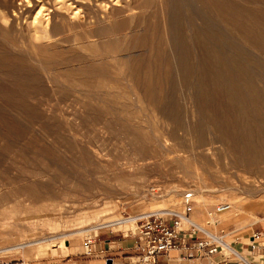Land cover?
<instances>
[{
    "label": "rangeland",
    "instance_id": "rangeland-1",
    "mask_svg": "<svg viewBox=\"0 0 264 264\" xmlns=\"http://www.w3.org/2000/svg\"><path fill=\"white\" fill-rule=\"evenodd\" d=\"M124 1L0 0V264H102L188 191L231 244L264 214V0Z\"/></svg>",
    "mask_w": 264,
    "mask_h": 264
},
{
    "label": "built area",
    "instance_id": "built-area-1",
    "mask_svg": "<svg viewBox=\"0 0 264 264\" xmlns=\"http://www.w3.org/2000/svg\"><path fill=\"white\" fill-rule=\"evenodd\" d=\"M182 204L183 210L171 212L168 218L157 212L132 216L136 227V231L132 233L136 241L135 248L142 252L137 256L138 264H154L156 255L167 254L176 249H182L188 258L209 257L225 246L231 248L230 252L225 254L226 258L233 255L241 262L250 264L240 251L224 241L222 235L209 232L190 217L195 205L192 192L188 191L182 195ZM225 208L226 205L222 203L217 205L215 210L221 212ZM93 243L91 238L85 239V254H90L93 250ZM244 245L250 250H264V242L258 240L257 234H253ZM108 261L112 263V260L107 258L105 264Z\"/></svg>",
    "mask_w": 264,
    "mask_h": 264
},
{
    "label": "crops",
    "instance_id": "crops-1",
    "mask_svg": "<svg viewBox=\"0 0 264 264\" xmlns=\"http://www.w3.org/2000/svg\"><path fill=\"white\" fill-rule=\"evenodd\" d=\"M241 229V228H238ZM253 234L258 235V240L264 242V214L258 216V219L253 221L249 226L244 228L238 233V235L233 240L231 244L235 249L240 251L250 264H264V250H250L245 247L242 238H251ZM125 234L117 235L112 238L104 237L102 240V245L99 244L97 250L100 253H94L93 255L97 257V262H102L105 264V260L110 258L112 260L111 264H123L128 262V259L142 253L140 250L135 248L136 241L133 235L130 238H126ZM231 243V242H230ZM246 252V253H245ZM124 260V261H123ZM92 259L86 257H78L76 259H67L61 264H91ZM131 262V261H130ZM154 264H245L241 262L237 257L231 255L228 258L222 250L214 253L213 255L199 258H188L185 256L182 249H176L170 251L167 254H158L155 256Z\"/></svg>",
    "mask_w": 264,
    "mask_h": 264
},
{
    "label": "bare ground",
    "instance_id": "bare-ground-1",
    "mask_svg": "<svg viewBox=\"0 0 264 264\" xmlns=\"http://www.w3.org/2000/svg\"><path fill=\"white\" fill-rule=\"evenodd\" d=\"M115 2V3H117V4H121V5H124V6H128L129 5V2H127V1H124V0H94V2H99V3H103L105 6H108L109 5V2ZM68 3V2H67ZM27 5H29V4H27ZM72 5H73V3H72ZM41 7H43V6H41ZM45 7V6H44ZM75 8L74 9H76V11H81L82 9V5H80L79 3L78 4H76L75 6H74ZM40 14V13H39ZM19 15V14H18ZM87 19L88 18H84V21L85 22H87ZM36 20V19H35ZM103 21V20H102ZM18 22V21H17ZM70 32H72V31H70ZM91 36V35H90ZM96 36V35H95ZM61 37V36H60ZM97 37V36H96ZM77 38V37H76ZM221 44V43H220ZM65 48V47H64ZM69 51V50H68ZM71 53H73V52H71ZM62 54V53H61ZM205 66V65H204ZM59 68V67H58ZM84 69V68H83ZM255 71V70H254ZM5 72V71H4ZM22 73V72H21ZM211 73V72H210ZM119 85V84H118ZM220 86V85H219ZM147 87V86H146ZM116 89V88H115ZM101 90V89H100ZM228 95V94H227ZM148 96V95H147ZM154 99V98H153ZM215 127V126H214ZM222 129V128H221ZM236 162V161H235ZM240 162V161H239ZM223 204H225L226 205V208L224 209V210H227V209H229V205L228 204H226V203H223ZM224 210H222L221 212H223ZM171 212H173V211H157V213H159V214H161L162 216H166V215H170L171 214ZM217 212V211H216ZM129 223H131V224H135L134 223V221H133V217L132 218H128V219H122V218H119V219H117V220H112V221H109V222H106V223H101V224H99V225H103V224H108V225H123V224H129ZM99 225H97L95 228H97ZM210 232V231H209ZM212 233V232H211ZM230 247H233L232 245H231V243L229 242V241H226V240H224ZM248 241H249V239H248ZM224 249H226V251L227 252H230V250H231V248H229V247H227V246H225L224 247Z\"/></svg>",
    "mask_w": 264,
    "mask_h": 264
},
{
    "label": "water",
    "instance_id": "water-1",
    "mask_svg": "<svg viewBox=\"0 0 264 264\" xmlns=\"http://www.w3.org/2000/svg\"><path fill=\"white\" fill-rule=\"evenodd\" d=\"M107 264H111L110 261H108Z\"/></svg>",
    "mask_w": 264,
    "mask_h": 264
}]
</instances>
